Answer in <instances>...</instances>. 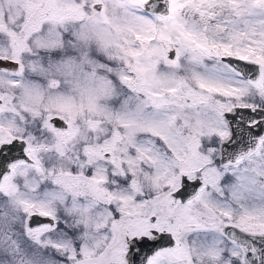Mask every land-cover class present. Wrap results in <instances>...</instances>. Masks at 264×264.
<instances>
[{
	"label": "snow or ice",
	"instance_id": "obj_1",
	"mask_svg": "<svg viewBox=\"0 0 264 264\" xmlns=\"http://www.w3.org/2000/svg\"><path fill=\"white\" fill-rule=\"evenodd\" d=\"M0 264H264V0H0Z\"/></svg>",
	"mask_w": 264,
	"mask_h": 264
}]
</instances>
